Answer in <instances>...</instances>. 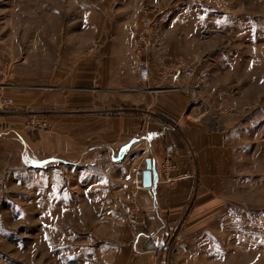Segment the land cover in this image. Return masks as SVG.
<instances>
[{
	"label": "rangeland",
	"instance_id": "1",
	"mask_svg": "<svg viewBox=\"0 0 264 264\" xmlns=\"http://www.w3.org/2000/svg\"><path fill=\"white\" fill-rule=\"evenodd\" d=\"M144 19L151 21L148 59L160 55L173 62L167 69L180 73L184 100L195 110L190 115L220 128L224 138L220 165L208 191L201 188L207 193L193 195L183 212L192 219L175 229L222 233L214 250L195 247L194 255L205 248L218 259L227 246L247 242L264 256V0H0V118L24 120L22 131L0 120V264L125 260L143 192L135 195L133 168L144 169L145 160L132 164L111 148L89 149L93 140L78 146L86 152L80 162L71 161L63 119L80 105L65 96L77 94L80 101L82 58L122 46L136 60ZM187 66L195 67L192 78ZM71 71L73 88L64 84ZM163 114L143 111L137 134L167 128ZM169 143L161 182L171 185L180 179L168 177L180 175H174L176 167L170 174L163 170ZM184 241L174 240L164 264H171L178 246L188 247Z\"/></svg>",
	"mask_w": 264,
	"mask_h": 264
},
{
	"label": "crops",
	"instance_id": "2",
	"mask_svg": "<svg viewBox=\"0 0 264 264\" xmlns=\"http://www.w3.org/2000/svg\"><path fill=\"white\" fill-rule=\"evenodd\" d=\"M158 50L154 45L152 51ZM82 59L79 66L80 101L76 100L77 94L65 96L71 105L72 102L80 103L67 110L63 119V127L70 133L63 139L70 144V150L65 153H68L71 161L80 162L86 152L77 151L81 148L78 146L84 147L96 140L88 146L89 149L111 148L119 159L127 158L132 164L144 159L146 166L147 158H151L153 165L156 183L152 189L145 188L141 193V206L134 214V226L123 250L126 257L121 260L122 264H164L161 259L169 255V246L174 240L182 239H185L183 244L188 247L182 250L178 246L173 251L175 257L171 264H264L263 254L257 253L260 248L249 247L247 242L238 243L239 246L234 248L227 246V255L218 259L210 256L213 252L205 248H197L194 255L190 251H196L195 247L214 250L217 235L222 233L175 229L178 224L181 226L192 219L190 215L184 216L183 212L193 195L207 193L201 188L203 185L207 188L209 177L215 173L214 168L220 165L224 138L220 128L213 129L190 115L191 105L184 100L181 92L187 89L180 85V73L175 71L173 74L174 70L169 72L167 69L169 66L172 68L173 62L163 61L160 55L149 56L150 77L144 82L139 77L134 56L125 47L90 54ZM162 65H165V71H160ZM73 76L75 74L71 71L64 78L66 87H74L77 81ZM72 95L76 97L72 98ZM147 109L164 113L166 122L173 125L174 130L165 136L167 128L164 126L152 129L148 138L138 135L143 111ZM107 111L115 112L111 119L105 117ZM0 120L22 131L24 120L21 117L5 114ZM167 140L180 150L174 175H193L171 185L161 182V160ZM115 143L117 146L113 145ZM189 150L193 151L195 158L190 157ZM188 238L190 242L186 241ZM168 240H171L169 244L166 243Z\"/></svg>",
	"mask_w": 264,
	"mask_h": 264
},
{
	"label": "built area",
	"instance_id": "3",
	"mask_svg": "<svg viewBox=\"0 0 264 264\" xmlns=\"http://www.w3.org/2000/svg\"><path fill=\"white\" fill-rule=\"evenodd\" d=\"M143 27L139 30L138 35L136 37L135 41V54H136V62L139 67V77L141 81H147L150 77V62L147 57V53L150 50V42H149V31L148 28L151 26V21L149 19H144L142 22ZM177 71V69H176ZM195 74V67L194 66H187L185 70V75L189 78H192ZM199 88L198 85L192 86V92L193 95H197V89ZM13 102V99H5V103L11 104ZM170 131L174 130V126L171 124H168L167 127ZM149 132L145 135V138H148ZM190 153V152H189ZM179 155V151L176 148V146L172 143H169L166 145V159L163 164V170L164 172H167L170 174V172L176 167V157ZM143 169V168H142ZM142 169L139 166H135L133 168V173L135 176V195L137 194V191L141 189L140 185V177L142 175V185H143V173H141ZM144 172V171H142ZM186 176L180 175L175 177H168L167 181H176L178 179L185 178Z\"/></svg>",
	"mask_w": 264,
	"mask_h": 264
},
{
	"label": "water",
	"instance_id": "4",
	"mask_svg": "<svg viewBox=\"0 0 264 264\" xmlns=\"http://www.w3.org/2000/svg\"><path fill=\"white\" fill-rule=\"evenodd\" d=\"M152 167L153 165L151 158H147L146 169L143 172V186L150 189H152L156 183L153 179Z\"/></svg>",
	"mask_w": 264,
	"mask_h": 264
},
{
	"label": "bare ground",
	"instance_id": "5",
	"mask_svg": "<svg viewBox=\"0 0 264 264\" xmlns=\"http://www.w3.org/2000/svg\"><path fill=\"white\" fill-rule=\"evenodd\" d=\"M146 134H147V133H146ZM145 169H146V166H145L144 169H142V171H144ZM142 171H141V173H143ZM140 185H141V189H142V190H144V189L146 188V187H144V186L142 185V175H141V177H140ZM146 189H150V188H146Z\"/></svg>",
	"mask_w": 264,
	"mask_h": 264
}]
</instances>
